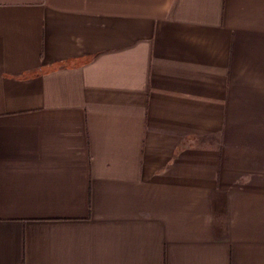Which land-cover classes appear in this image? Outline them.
Masks as SVG:
<instances>
[{
    "label": "crops",
    "instance_id": "1",
    "mask_svg": "<svg viewBox=\"0 0 264 264\" xmlns=\"http://www.w3.org/2000/svg\"><path fill=\"white\" fill-rule=\"evenodd\" d=\"M0 264H264V0H0Z\"/></svg>",
    "mask_w": 264,
    "mask_h": 264
}]
</instances>
